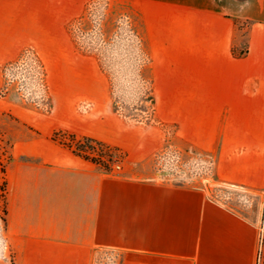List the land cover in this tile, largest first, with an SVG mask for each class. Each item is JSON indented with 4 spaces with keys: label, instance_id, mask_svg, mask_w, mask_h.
I'll list each match as a JSON object with an SVG mask.
<instances>
[{
    "label": "crops",
    "instance_id": "crops-1",
    "mask_svg": "<svg viewBox=\"0 0 264 264\" xmlns=\"http://www.w3.org/2000/svg\"><path fill=\"white\" fill-rule=\"evenodd\" d=\"M93 2L0 0L12 250L0 264H255L254 221L150 164L166 153L208 160L218 188L264 191V0H118L147 61L150 111L136 124L114 110L99 60L70 31ZM33 62L47 113L5 73ZM62 134L122 151L124 172L78 155Z\"/></svg>",
    "mask_w": 264,
    "mask_h": 264
},
{
    "label": "rangeland",
    "instance_id": "rangeland-1",
    "mask_svg": "<svg viewBox=\"0 0 264 264\" xmlns=\"http://www.w3.org/2000/svg\"><path fill=\"white\" fill-rule=\"evenodd\" d=\"M238 3L237 0H230ZM118 0H94L84 15L70 25V31L80 51L92 54L100 62L102 72L109 84L111 100L118 112L126 117L132 124L147 122L149 114V83L142 68L147 63L140 44L135 41L133 25L129 20L120 19ZM246 22L240 28L244 29ZM240 29V30H241ZM238 49L245 48L244 33L239 32ZM32 64V63H31ZM17 67L11 73H5L15 82L23 81V95L30 103L37 102L36 110L47 113L48 94L38 86V74L31 65ZM24 79V80H23ZM71 136V135H70ZM68 134L57 136V140H69ZM0 145L8 149V142L4 132L0 130ZM117 159L110 163V171L115 164L121 165V172L126 166L125 154L116 151ZM6 154V153H5ZM107 158L105 154H102ZM188 159L166 153L160 157H153V166L158 172L157 176L175 183L190 185H207L210 194L232 205L248 219L254 221L258 227V251L255 264H264V191L260 194L247 192L242 189L224 190L218 188L211 176L212 164L208 160ZM9 161V157H8ZM0 260H4L1 259Z\"/></svg>",
    "mask_w": 264,
    "mask_h": 264
},
{
    "label": "built area",
    "instance_id": "built-area-1",
    "mask_svg": "<svg viewBox=\"0 0 264 264\" xmlns=\"http://www.w3.org/2000/svg\"><path fill=\"white\" fill-rule=\"evenodd\" d=\"M35 66V68L33 67ZM32 69L36 71L38 74L37 80L40 82L41 78H43V74L38 72V68L36 67L35 63H32ZM27 69V68H26ZM24 80V79H23ZM38 82V83H39ZM39 85V84H38ZM4 94L3 92L0 93V97ZM89 144H84L85 147L83 151L90 157L96 160V164L101 167L107 166V172L110 171V163L114 162L117 159L116 151H120L118 149L106 146L105 144L89 138ZM62 141V140H61ZM63 142H70L69 140H65ZM4 146L0 145V257L1 259L5 260H12V250L8 245L7 237H6V183H5V169L8 164V155L7 151L3 148ZM122 152V151H120ZM6 153V154H5ZM102 154L107 155L105 158ZM121 165L115 164L112 167L113 174H121Z\"/></svg>",
    "mask_w": 264,
    "mask_h": 264
},
{
    "label": "trees",
    "instance_id": "trees-1",
    "mask_svg": "<svg viewBox=\"0 0 264 264\" xmlns=\"http://www.w3.org/2000/svg\"><path fill=\"white\" fill-rule=\"evenodd\" d=\"M238 2H243L245 0H237ZM247 49L246 47L243 49H234V53L236 56H243L246 53ZM114 110L117 111L116 107L114 106ZM70 138V142H63L61 140H58L60 143L65 144V145H70L73 147L74 151L78 154L81 155L83 157H85L86 159H89L93 162H96V160H94L93 158H90L85 151H83V148L85 147L84 144H89L90 139L89 138H76L74 136H69ZM107 166H102L101 168L103 170H107L106 168Z\"/></svg>",
    "mask_w": 264,
    "mask_h": 264
},
{
    "label": "bare ground",
    "instance_id": "bare-ground-1",
    "mask_svg": "<svg viewBox=\"0 0 264 264\" xmlns=\"http://www.w3.org/2000/svg\"><path fill=\"white\" fill-rule=\"evenodd\" d=\"M247 263V262H246ZM249 264V263H248Z\"/></svg>",
    "mask_w": 264,
    "mask_h": 264
}]
</instances>
